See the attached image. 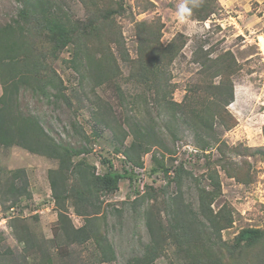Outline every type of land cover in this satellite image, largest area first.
Masks as SVG:
<instances>
[{
    "label": "rangeland",
    "instance_id": "obj_1",
    "mask_svg": "<svg viewBox=\"0 0 264 264\" xmlns=\"http://www.w3.org/2000/svg\"><path fill=\"white\" fill-rule=\"evenodd\" d=\"M51 1L76 18L87 19L95 12L111 17L113 22L110 20V32L103 35L102 44L105 46L108 41L111 42L117 59V76L112 81L98 83L87 61L102 58L100 45L88 41L82 53L83 62L77 68L72 62L76 46L70 43L53 64L65 87L66 99L54 96V90L50 89L48 95L23 84L19 100L22 111L34 115L56 142L75 148H87V152L78 158L86 157L90 163L95 164L99 174L108 170L107 161H111L119 172L130 171L132 168V162L119 156L124 154V149L132 141V136H128L120 144L116 136L121 133L119 123L129 131L125 121L131 118L145 126H156L155 133H159L162 146L153 147L143 155L145 167L137 168L139 173L133 170L134 174H131L136 178L122 179L116 192L101 197L104 212L101 218L107 224L108 235L117 254L114 261L105 264H128L130 258L144 253V247L150 240L143 213L151 203L139 196L149 186L160 188L169 184L168 195H164L166 192L158 194V207H163L167 203V196L175 194L178 189L177 184L164 172L152 171L155 154L165 155L167 164L173 160L176 163L186 162L187 168L195 173L196 179L186 177L183 180V202L191 204L195 209L199 208V186L207 184L204 174L207 172L208 160L217 161L222 154L218 144H212L206 152L191 151V147L199 145V142L188 116L193 113L192 109H198L204 103L203 95L201 97L193 90L209 87L212 82L219 83L220 77L212 75L216 69L210 60L227 51H231L238 61L233 74L235 98L228 106L238 119V124L229 130L218 128L219 138L227 142L230 148L237 145L239 148L253 149L264 146V55L258 44L260 38L264 47V0H232L235 6L227 9L222 7L208 20L188 18L185 23H180L176 18L180 0ZM24 5L25 0H0V25L11 22ZM239 14L241 17L230 18V15L235 17ZM140 20L161 25V41L164 44L177 33L187 37L182 54L172 65L162 69L164 76L160 81V94L130 79L133 61L138 58L136 22ZM7 76L0 68V96L2 82ZM117 86H121L124 95ZM188 90L194 92V97L200 101H189L186 115L177 120L171 118L176 110L170 106V101L185 100ZM199 92L203 94L201 88ZM178 110L183 113L182 109ZM96 112L100 113L99 116L103 114L101 118H106L109 125L97 124L94 119ZM226 151L228 168L243 165L245 170L249 169L254 174L253 182L246 184L230 177L221 165L215 166L221 176L223 194L214 202L213 208L217 210L225 203L232 207L236 221L233 227L224 230L222 234L224 240L233 241L245 227H264V158L261 155H240L232 149ZM57 166V159L17 146H0V176L4 187L8 185L10 170L25 168L33 194L31 198L22 197L9 210H4L0 202V264L40 262L37 253L29 255L23 250V245L18 243L10 227L12 217L24 218L31 230L41 238L42 248L50 247L56 264L98 263L99 250L94 240L70 245L59 237L56 242H50L54 237L58 216L48 172ZM72 202L71 199V216L76 226H82L84 218L73 213ZM6 204H10V201ZM166 214L167 208L163 210L165 220ZM102 219L101 227L104 223ZM174 249L175 245L171 243L170 249L152 264H177ZM58 252L67 255L64 260Z\"/></svg>",
    "mask_w": 264,
    "mask_h": 264
},
{
    "label": "trees",
    "instance_id": "obj_2",
    "mask_svg": "<svg viewBox=\"0 0 264 264\" xmlns=\"http://www.w3.org/2000/svg\"><path fill=\"white\" fill-rule=\"evenodd\" d=\"M221 8L219 0H200L199 6L193 9L189 18L205 21ZM110 20V16L97 12L87 19L76 18L51 0H25V5L14 19L0 25V68L8 74L2 82L0 96V146H17L58 160V166L48 172L58 216L54 237L50 242H56L59 237L70 245L94 240L99 250L97 264L112 262L117 257L108 235L107 224L101 218L104 215L101 197L116 192L122 179H133L131 174H134V168L145 167L143 155L153 147L162 146L159 133H155L156 126H145L127 118V131L119 123L121 133L116 136L120 144L128 136H132L130 145L124 149L127 160L132 162V171L119 172L111 161H107L108 170L99 174L95 164L90 163L86 157L78 158L87 152V148H75L56 142L34 115L22 111L19 100L23 84L48 95L50 89L54 90V96L66 99L65 87L53 64L70 43L76 46L72 62L77 68L83 62L82 53L88 41L99 44L102 58L89 59V70L94 73L98 83L114 80L117 76V59L111 42L108 41L105 46L102 44L103 35L110 32ZM136 25L139 51L138 58L133 61L130 79L160 94V81L164 76L162 69L172 65L182 54L187 37L183 33H177L164 44L161 41V25H154L148 20L137 21ZM210 61L216 69L212 75L220 77L219 83L212 82L209 87H197L193 90L201 97L203 95L204 103L200 108L192 109L193 113L188 117L199 142L195 146L197 150L206 152L209 146L218 144L222 157L217 161L208 160L207 172L204 174L207 184L199 186V208L195 209L191 204L183 202L182 191L183 180L186 177L196 179L195 173L187 168L186 162L176 163L173 160L171 164H167L165 155H154L152 171L164 172L177 184L178 189L175 194L167 196V203L163 207H158V194L166 192L164 195H168L169 184L160 188L149 186L139 196L151 203L143 213L150 240L144 247V253L130 258L128 264H152L170 249L171 243L175 245L177 264H264V227H245L233 241L224 240L222 232L233 227L236 221L234 212L228 203L217 210L213 208L214 202L223 194L221 176L216 165H221L230 177L242 183L249 184L254 179L253 172L245 170L243 165L227 167L226 149H232L240 155H261L264 158V146L253 149L239 148L237 145L230 148L227 142L220 140L218 128L229 130L238 124V119L228 109L235 98L233 74L238 61L231 51ZM117 88L124 95L121 86ZM200 88L203 94L199 92ZM194 92L188 90L185 100L181 102L170 101V106L176 110L171 118L177 120L186 115L189 101H200L198 97H194ZM176 108L182 109L183 113ZM99 114H94L95 122L109 125L106 118H101L103 114ZM262 133L264 137V125ZM173 168L174 175H169ZM8 181L5 188L0 176V202L4 210L11 209L22 197H32L25 168L10 170ZM71 199L73 213L84 218L82 226H76L71 216ZM9 201L10 204H6ZM166 208L167 220L163 216ZM11 219L10 227L18 243L23 245V250L29 255L37 253L39 264H56L50 247L42 248L41 238L31 230L24 218ZM101 219L104 220L102 227ZM58 254L63 260L67 256L62 252Z\"/></svg>",
    "mask_w": 264,
    "mask_h": 264
},
{
    "label": "clouds",
    "instance_id": "obj_3",
    "mask_svg": "<svg viewBox=\"0 0 264 264\" xmlns=\"http://www.w3.org/2000/svg\"><path fill=\"white\" fill-rule=\"evenodd\" d=\"M199 3L200 0H180V3L177 5V10H176L177 20L180 23H185L188 20V18L192 15L193 9L199 6ZM53 202L55 205V201ZM14 207L15 206H13L12 208Z\"/></svg>",
    "mask_w": 264,
    "mask_h": 264
},
{
    "label": "built area",
    "instance_id": "obj_4",
    "mask_svg": "<svg viewBox=\"0 0 264 264\" xmlns=\"http://www.w3.org/2000/svg\"><path fill=\"white\" fill-rule=\"evenodd\" d=\"M264 39V38H263ZM258 44L260 45V48H261V50H262V54L264 55V47L262 46V44H261V39L259 38V42H258ZM67 48H68V46H67ZM187 146V145H186ZM196 151V153L198 152V150H197V148L195 147V146H193V147H191V151ZM189 153H191V152H189ZM119 156H121L123 159H127V157L124 155V154H120ZM130 170H132V168H130ZM134 171L136 172V173H139L138 171H137V167H135L134 168ZM169 175H174V168L173 169H171L170 171H169ZM135 182H136V180H135Z\"/></svg>",
    "mask_w": 264,
    "mask_h": 264
},
{
    "label": "crops",
    "instance_id": "obj_5",
    "mask_svg": "<svg viewBox=\"0 0 264 264\" xmlns=\"http://www.w3.org/2000/svg\"><path fill=\"white\" fill-rule=\"evenodd\" d=\"M220 2H221V6L223 7V8H225V9H227V8H229V7H231V6H235L236 4H235V2H232V0H220ZM228 12H230V10H227ZM237 17H241V14H239L238 16H236L235 15V17H232V15H230V18H233V19H235V18H237ZM262 124H264V121H263V123ZM33 195V194H32ZM54 203V202H53Z\"/></svg>",
    "mask_w": 264,
    "mask_h": 264
}]
</instances>
